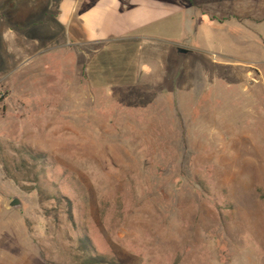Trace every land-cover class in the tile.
Masks as SVG:
<instances>
[{"label":"rangeland","instance_id":"1","mask_svg":"<svg viewBox=\"0 0 264 264\" xmlns=\"http://www.w3.org/2000/svg\"><path fill=\"white\" fill-rule=\"evenodd\" d=\"M61 1L0 0V264H264V0Z\"/></svg>","mask_w":264,"mask_h":264},{"label":"crops","instance_id":"2","mask_svg":"<svg viewBox=\"0 0 264 264\" xmlns=\"http://www.w3.org/2000/svg\"><path fill=\"white\" fill-rule=\"evenodd\" d=\"M142 1L62 0L60 3L59 21L66 29H70L78 22L88 43L128 40L131 39L128 35L147 25L145 18L152 13L151 9L146 10L141 5ZM136 7L140 8L137 10ZM152 10L155 11V9ZM119 18L123 20L119 22ZM11 202H9L8 206ZM1 204L0 199V213L14 212L8 208L2 209ZM7 230H9V227L0 228V234L11 232ZM0 239L2 240V238Z\"/></svg>","mask_w":264,"mask_h":264},{"label":"trees","instance_id":"3","mask_svg":"<svg viewBox=\"0 0 264 264\" xmlns=\"http://www.w3.org/2000/svg\"><path fill=\"white\" fill-rule=\"evenodd\" d=\"M72 219V216H70ZM81 243V248L84 249V251L87 250L88 246L87 243L85 242H80ZM83 264H107V262L104 259L100 258H94V257H87L85 262Z\"/></svg>","mask_w":264,"mask_h":264},{"label":"water","instance_id":"4","mask_svg":"<svg viewBox=\"0 0 264 264\" xmlns=\"http://www.w3.org/2000/svg\"><path fill=\"white\" fill-rule=\"evenodd\" d=\"M178 52L180 54H188L189 53V51L186 50V49H179ZM9 207L12 208V209H19L20 207H22V202L19 199H14L10 203Z\"/></svg>","mask_w":264,"mask_h":264},{"label":"bare ground","instance_id":"5","mask_svg":"<svg viewBox=\"0 0 264 264\" xmlns=\"http://www.w3.org/2000/svg\"><path fill=\"white\" fill-rule=\"evenodd\" d=\"M235 125H236V124H235ZM249 148H250V147H249ZM249 165H250V162H249V163L246 162V168H247V169L245 168L246 170H248V168H250ZM243 169H244V168H243Z\"/></svg>","mask_w":264,"mask_h":264}]
</instances>
